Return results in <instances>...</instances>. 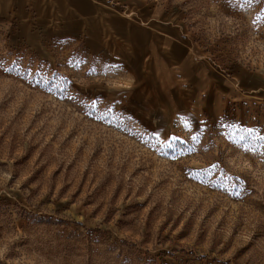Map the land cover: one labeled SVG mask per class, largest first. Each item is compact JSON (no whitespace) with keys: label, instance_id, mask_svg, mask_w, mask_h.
Instances as JSON below:
<instances>
[{"label":"rangeland","instance_id":"rangeland-1","mask_svg":"<svg viewBox=\"0 0 264 264\" xmlns=\"http://www.w3.org/2000/svg\"><path fill=\"white\" fill-rule=\"evenodd\" d=\"M11 1L19 15L0 13V264H264V0ZM31 3L104 30L145 6L176 13L192 54L217 68L218 113L205 107L159 137L123 107L129 64L78 34L45 40Z\"/></svg>","mask_w":264,"mask_h":264},{"label":"crops","instance_id":"crops-1","mask_svg":"<svg viewBox=\"0 0 264 264\" xmlns=\"http://www.w3.org/2000/svg\"><path fill=\"white\" fill-rule=\"evenodd\" d=\"M12 3L11 0H0L1 16L18 14ZM31 5L39 13V17L34 18L36 27L33 28L40 31L45 40L78 34L92 52L107 54L119 64H129L131 84L124 89L123 107L130 113L147 116L159 137H169L178 119H193L205 107L218 113L221 94L215 89L218 85L214 76L218 78L217 68L192 54L187 26L176 13L145 6L136 16H113L108 29L104 30L87 27L86 14L79 16L77 25L70 22L72 20H68L64 13L62 17L53 16L56 11L50 3L44 8ZM64 5L68 10L64 2L62 8ZM9 7L6 16L4 8ZM42 38L38 40L40 45ZM205 74L208 88L202 90ZM232 90L235 91L234 88ZM94 91L102 96L114 90L96 86ZM229 91L230 88L227 92L231 94Z\"/></svg>","mask_w":264,"mask_h":264},{"label":"snow or ice","instance_id":"snow-or-ice-1","mask_svg":"<svg viewBox=\"0 0 264 264\" xmlns=\"http://www.w3.org/2000/svg\"><path fill=\"white\" fill-rule=\"evenodd\" d=\"M245 131L248 133V142L244 144V147L247 149L249 148L250 144L254 143L255 140V134L252 129H245ZM240 139L243 141L245 140L244 136H241ZM261 140H264V137H260Z\"/></svg>","mask_w":264,"mask_h":264}]
</instances>
